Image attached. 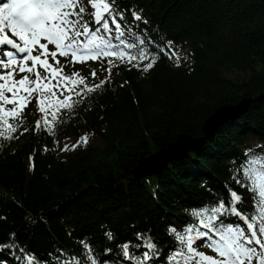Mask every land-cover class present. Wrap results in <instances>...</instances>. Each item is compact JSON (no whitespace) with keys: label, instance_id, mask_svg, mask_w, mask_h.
I'll return each mask as SVG.
<instances>
[{"label":"trees","instance_id":"trees-1","mask_svg":"<svg viewBox=\"0 0 264 264\" xmlns=\"http://www.w3.org/2000/svg\"><path fill=\"white\" fill-rule=\"evenodd\" d=\"M115 3L129 22L131 9L143 11V34L161 49L171 41L185 58L161 55L146 72L116 65L53 132L30 126L19 140H0V244L13 238L17 251L50 264L61 253L83 255V243L97 257H121L118 245L139 236H153L165 253L174 246L170 224L186 223L190 208L228 201L229 188L242 193L237 168L255 144L264 155V0ZM245 98L255 100L249 112L199 152L135 180L141 160L180 135L203 137L211 114ZM84 135L87 144L61 153L63 140Z\"/></svg>","mask_w":264,"mask_h":264},{"label":"snow or ice","instance_id":"snow-or-ice-1","mask_svg":"<svg viewBox=\"0 0 264 264\" xmlns=\"http://www.w3.org/2000/svg\"><path fill=\"white\" fill-rule=\"evenodd\" d=\"M88 5L92 8L93 24L85 18ZM125 13L115 0H0V128L7 126L9 139L12 133L28 131L22 127L24 110L33 100L42 117L34 122L33 130L41 124L45 130L50 126L54 129L56 121L74 116L77 106L108 82L105 77L89 84L79 70L66 72L65 64L96 60L101 65L106 63L110 70L115 61L117 66L122 63L126 68L146 72L164 54L175 56L179 64V53L167 46L161 49L158 44L150 45L135 24L124 23ZM131 14L133 21L147 24V18L139 11L133 8ZM61 56L65 58L63 64ZM91 75L98 76L95 68ZM13 118L16 124L11 122ZM3 134L0 132V136ZM86 140L87 136H83L72 147ZM68 148V144L63 145V150ZM244 160L237 168L235 183L252 193V205L229 188L227 202L218 199L214 206L201 207L193 213L204 230L191 223L182 229L170 224V233L178 243L164 257L165 264H264V155L250 153ZM228 217H237L240 222ZM10 235L14 237L15 233ZM106 235L112 238L110 231ZM210 235L213 239L208 240ZM203 246L215 255L200 250ZM5 247L0 244V250ZM83 247L92 251L88 243H83ZM131 247L139 250L140 245L125 242V257H130ZM145 247L152 253L144 251L137 264L140 260L143 264H157L155 258L161 254L156 242ZM21 252L26 264H36L34 255L24 256L22 249ZM84 260L104 264L94 253Z\"/></svg>","mask_w":264,"mask_h":264},{"label":"water","instance_id":"water-1","mask_svg":"<svg viewBox=\"0 0 264 264\" xmlns=\"http://www.w3.org/2000/svg\"><path fill=\"white\" fill-rule=\"evenodd\" d=\"M254 102V99L245 98L236 105L217 109L206 119L203 127V137L178 136L172 145L161 150L158 154L139 162L134 169L136 179L141 180L148 176L159 174L170 162L180 161L190 152L201 150L205 142L215 137L220 128L229 122L239 120L247 114Z\"/></svg>","mask_w":264,"mask_h":264}]
</instances>
